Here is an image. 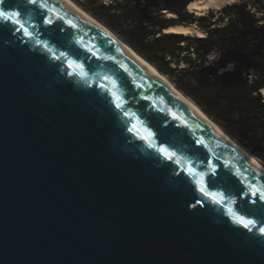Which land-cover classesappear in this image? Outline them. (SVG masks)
<instances>
[{"label": "water", "instance_id": "1", "mask_svg": "<svg viewBox=\"0 0 264 264\" xmlns=\"http://www.w3.org/2000/svg\"><path fill=\"white\" fill-rule=\"evenodd\" d=\"M0 11V264H264L241 149L61 0Z\"/></svg>", "mask_w": 264, "mask_h": 264}, {"label": "trees", "instance_id": "2", "mask_svg": "<svg viewBox=\"0 0 264 264\" xmlns=\"http://www.w3.org/2000/svg\"><path fill=\"white\" fill-rule=\"evenodd\" d=\"M111 29L264 165V23L246 3L224 23L187 11L193 0H73ZM191 24L203 36L163 32ZM215 53L212 61L208 54Z\"/></svg>", "mask_w": 264, "mask_h": 264}, {"label": "bare ground", "instance_id": "3", "mask_svg": "<svg viewBox=\"0 0 264 264\" xmlns=\"http://www.w3.org/2000/svg\"><path fill=\"white\" fill-rule=\"evenodd\" d=\"M64 4H66L69 8H71L73 11H75L79 16L84 18L89 23H92L94 26H96L98 29L104 31L109 36H111L114 40H116L121 46H123L139 63H141L147 70H149L153 75H155L159 80H161L174 94H176L180 99H182L186 104H188L196 113H198L201 117H203L207 122H209L215 129L219 131V133L231 144L235 145L239 149H241L264 173V165L262 162L252 156L243 146H241L236 140L231 138L227 133H225L219 125H217L211 118H209L203 110L199 108L198 105H196L191 99H189L187 96H185L183 93H181L168 79L165 75H163L161 72H159L152 63L147 61L145 58H143L140 54H138L134 49H132L130 46H128L118 35H116L114 32H112L109 28H107L104 24H102L100 21H98L96 18H94L89 13L85 12L83 8L77 5L72 0H61ZM237 0H193L191 1L186 9L189 12L195 13V15H201L204 14L207 10L208 11H218L222 7L228 4L235 3ZM166 32H176V33H182V34H188V33H195V36H203L204 33L197 27H190L185 26L184 24H176L172 26H168V28L165 29ZM212 54H208V57ZM264 90V89H263Z\"/></svg>", "mask_w": 264, "mask_h": 264}, {"label": "rangeland", "instance_id": "4", "mask_svg": "<svg viewBox=\"0 0 264 264\" xmlns=\"http://www.w3.org/2000/svg\"><path fill=\"white\" fill-rule=\"evenodd\" d=\"M73 1V0H72ZM75 2V1H74ZM76 3V2H75ZM235 3L240 4V3H246V9H248L250 12L255 14V17L257 18H262L261 16L264 15V0H237ZM78 5V4H77ZM79 6V5H78ZM81 7V6H80ZM82 8V7H81ZM84 10V9H83ZM85 11V10H84ZM87 12V11H85ZM88 13V12H87ZM210 12L207 10L204 14L205 16H210ZM194 16L197 17L198 15ZM200 16V15H199ZM228 15H226L223 11L222 8L219 9L218 11H213L212 12V20L215 21V23H224L228 19ZM259 23H264V19H260ZM103 24V23H102ZM108 28V27H107ZM111 30V29H110ZM112 31V30H111ZM113 32V31H112ZM125 42V41H124ZM126 43V42H125ZM127 44V43H126ZM128 45V44H127ZM129 46V45H128ZM137 52V51H136ZM138 53V52H137ZM139 54V53H138ZM212 55L208 57L209 61H212L215 59L216 54L211 53ZM155 67V66H154ZM156 68V67H155ZM157 69V68H156ZM164 75V74H163ZM167 77V76H166ZM167 79L170 81V79L167 77ZM171 82V81H170ZM173 84V83H172ZM174 85V84H173ZM181 92V91H180ZM182 93V92H181ZM186 96V95H185ZM189 98V97H188ZM190 99V98H189ZM197 105V104H196ZM200 108V107H199ZM201 109V108H200ZM242 146V145H241ZM247 150V149H246ZM263 164V163H262Z\"/></svg>", "mask_w": 264, "mask_h": 264}, {"label": "snow or ice", "instance_id": "5", "mask_svg": "<svg viewBox=\"0 0 264 264\" xmlns=\"http://www.w3.org/2000/svg\"><path fill=\"white\" fill-rule=\"evenodd\" d=\"M0 2H2V0H0ZM32 3H35L36 0H31ZM0 18H3L4 20L8 21V20H12V17L9 16L6 12L0 11ZM13 23H19L18 20H13ZM21 27H23V25H21ZM242 223H244V227H248V225L251 223V221L248 222H244L243 220H241ZM261 232L264 233V229H261Z\"/></svg>", "mask_w": 264, "mask_h": 264}]
</instances>
